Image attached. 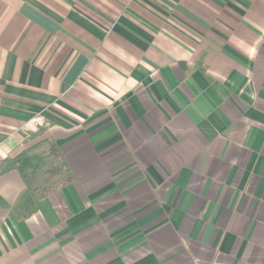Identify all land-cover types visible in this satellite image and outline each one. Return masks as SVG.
<instances>
[{"label": "crops", "instance_id": "crops-1", "mask_svg": "<svg viewBox=\"0 0 264 264\" xmlns=\"http://www.w3.org/2000/svg\"><path fill=\"white\" fill-rule=\"evenodd\" d=\"M0 264H264V0H0Z\"/></svg>", "mask_w": 264, "mask_h": 264}, {"label": "trees", "instance_id": "trees-1", "mask_svg": "<svg viewBox=\"0 0 264 264\" xmlns=\"http://www.w3.org/2000/svg\"><path fill=\"white\" fill-rule=\"evenodd\" d=\"M53 149H54V152H51V153H50V156H51V155H56V156H57L59 152H58L56 146L52 144V146H51V151H53ZM50 170H51V169H50ZM51 171H52V172H53V171H56V172H57V170H55V169H54V170H51ZM51 171H50V172H51Z\"/></svg>", "mask_w": 264, "mask_h": 264}]
</instances>
